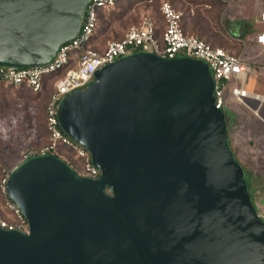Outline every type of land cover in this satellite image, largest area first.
<instances>
[{
	"label": "water",
	"instance_id": "95a60500",
	"mask_svg": "<svg viewBox=\"0 0 264 264\" xmlns=\"http://www.w3.org/2000/svg\"><path fill=\"white\" fill-rule=\"evenodd\" d=\"M90 1L0 0V66L48 64ZM213 91L203 60L135 51L63 96L58 126L99 175L53 153L14 165L7 196L28 232L0 227V264H264V222Z\"/></svg>",
	"mask_w": 264,
	"mask_h": 264
},
{
	"label": "built area",
	"instance_id": "2783aa9c",
	"mask_svg": "<svg viewBox=\"0 0 264 264\" xmlns=\"http://www.w3.org/2000/svg\"><path fill=\"white\" fill-rule=\"evenodd\" d=\"M117 0H91L87 6L85 18L78 35L62 44L53 59L45 65L29 67L0 66V84L19 86L25 84L32 91L42 88L43 77L63 69L70 64L65 73L54 82L45 107V122L49 133V143L39 150H27L18 161L22 162L34 155L52 153L59 144L71 147L75 157L83 162L85 176L97 177L99 169L90 159L88 151L64 134L58 126L57 107L61 98L73 90L84 89L93 79L94 73L102 66L117 58L135 51L153 52L167 58L187 56L203 60L210 68L214 80V105L224 109L226 91L237 102L243 104L244 98L252 97L264 101V96L245 90L244 82L251 72L248 64L221 47H212L197 36L185 35L180 26L182 11L176 10L168 2H162L159 12L163 17L161 32L162 45L155 38L156 23L152 16L142 13L137 24L131 25L121 39L108 40L101 51L88 46V42L96 26L99 9H110ZM264 24V13L261 15ZM255 41L264 47V30L255 36ZM10 170H3L0 180V193L4 198V206L8 212L6 217L0 214V227L6 230L28 232L25 217L19 208L7 196L6 181ZM264 222V214L258 211Z\"/></svg>",
	"mask_w": 264,
	"mask_h": 264
},
{
	"label": "rangeland",
	"instance_id": "374dc122",
	"mask_svg": "<svg viewBox=\"0 0 264 264\" xmlns=\"http://www.w3.org/2000/svg\"><path fill=\"white\" fill-rule=\"evenodd\" d=\"M137 1L139 2L138 7L134 8V12L130 11ZM137 1L125 0L118 6L119 8L105 14L98 29V37L101 42L119 38L128 26L138 20L142 13L150 14L158 20L160 16L157 7L161 2L166 1L182 11L193 8L194 12H197L206 8L213 15L220 13L219 30L212 29L211 32H215V38L210 43L241 55L246 59L245 62L250 66L251 71L254 65H258L257 60L260 58L261 63H264V52L253 45L250 31H246L243 35L240 33L242 31L240 23L254 21L255 18L261 19V15L264 13V0H219L221 3L214 8L210 7L212 3L210 0ZM117 11H120V14L113 13ZM254 24H256V28L261 27L256 21ZM260 52L261 55H258ZM246 78L247 89L253 90L259 87L255 84L256 77L253 78L252 74H248ZM261 81L264 83V79ZM245 101L250 107L255 108L252 102ZM42 103V99L35 98L23 88H9L5 84H0V175L3 170H10L13 167L12 162H17L19 154L27 149L34 140H39L41 136L45 139V134L43 136L41 132L33 130L25 122L26 112L23 110L29 108L30 112L38 116L39 120ZM225 106L231 114H235L228 124L230 145L251 183L250 190L254 205L264 214V127L259 126L258 118L256 120L253 113L246 108L241 109L238 113L239 107L229 94L225 96ZM38 120L35 119L34 122H38Z\"/></svg>",
	"mask_w": 264,
	"mask_h": 264
},
{
	"label": "trees",
	"instance_id": "16d2710c",
	"mask_svg": "<svg viewBox=\"0 0 264 264\" xmlns=\"http://www.w3.org/2000/svg\"><path fill=\"white\" fill-rule=\"evenodd\" d=\"M124 1L125 0H117L112 8H110V9L101 8L98 10L97 17H96V26L94 28L93 34L90 38V41L88 42V46H90L91 48L96 49L98 51H101V45H103L106 41L101 42V40L98 37V29H99L100 21L104 18L105 14L111 12L113 9H116ZM173 1H178V0H173ZM210 1L212 2L210 4V7L213 6V8L221 3L219 0H210ZM168 3H170V2H168ZM160 4L157 7V11H158L159 16H160L159 19L156 20L154 17L153 18H154L155 23H156L155 38L160 43V45H162L163 43L161 40V32L163 30L164 24H163V17L159 12ZM138 5H139V2L137 1L134 4V6L132 7V9H130V11L134 12L135 11L134 8L138 7ZM171 5L176 10H179L173 4H171ZM128 6H129V4H128ZM180 11H182V10H180ZM145 12H148V11H145ZM113 13H119L120 14V11L113 12ZM121 13H122V11H121ZM182 13H183V15H182V18L180 20V26H181L182 32L185 35L197 36L200 40H202L203 42H205L206 44H208L212 47H221V48L225 49L226 51L230 52L231 54H233L237 57H240L239 54H236V53L226 49L225 47L210 43V42H212L213 38H215V32H211L212 29L215 28V29L219 30V26H220L219 25L220 24L219 23V18H220L219 15H220V13H215V15H213L209 10H206V8L204 10H198L197 12H194L193 8H188V9H185L184 11H182ZM139 18H140V16H139ZM139 18L134 24L138 23ZM129 27L130 26H128L123 31V34L119 38L112 39V40L121 39L122 36L124 35L125 31ZM246 31L248 32V30H246L244 28L242 35L245 34ZM69 67H71L70 64L66 65L63 69H61L57 72H53V73L43 77L42 88H41V90H39L37 92L32 91V89L27 87L25 84H21L19 86H15L12 84L5 85L6 87H9V88H16V89L23 88L26 91L30 92L35 98L40 99V100L42 99V101H43L42 105L40 106L41 107V114L39 116V120H38V116L36 114H33L32 112H30L29 108H24L23 110L26 112L25 122L27 124H29V127L32 128L33 130L41 132V134H43V136L45 134V139H43V137L41 136V138L39 140H37V139L34 140V142L29 147H27V149H25L21 154H19L18 159H20V156L24 152H26L27 150H30V149L39 150L41 147L46 146L49 143V133L47 131L46 122H45V107L47 105V102L49 100L51 93L54 91L55 80H57L59 77H61ZM235 103H236V105L239 106L237 101H235ZM224 112L226 114V119H227V122L229 124L230 123L229 121L233 118V115L235 117V114H231L230 110L227 108V106H225V104H224ZM35 119H37L38 122H34ZM52 153L55 156H57L58 158H60L61 160H63L65 163H67L76 173H78L80 175H85V172L83 171V162L80 158L75 157V152L71 147L59 144L56 147V149L54 151H52ZM234 154H235V152H234ZM235 157L237 159L236 154H235ZM18 161L17 162L13 161L12 166L18 164ZM2 175H3V172L0 175V180L2 178ZM246 181L248 184V189L250 192L251 200L254 203L252 193L250 190V183H249V180L247 179V176H246ZM106 191L108 193L110 192V190H108V189H106ZM256 210L258 211L257 208H256ZM0 214L2 217H6L8 214V212L4 206V198H3V195L1 193H0Z\"/></svg>",
	"mask_w": 264,
	"mask_h": 264
},
{
	"label": "crops",
	"instance_id": "0c3cea01",
	"mask_svg": "<svg viewBox=\"0 0 264 264\" xmlns=\"http://www.w3.org/2000/svg\"><path fill=\"white\" fill-rule=\"evenodd\" d=\"M255 21L257 24L261 25V27L259 26L256 28V26H255L256 24H254ZM240 24L242 26V31L240 33L242 34L244 28L247 29L248 31H250V33L252 34L251 41H252L253 45L260 48L261 52H264V47L260 46L255 41V36L260 31L264 30V27H262V26H264V24L261 22V20H257L255 18L254 21H245V22H242ZM228 31H229V29H228ZM103 46L104 45H101V49L103 48ZM261 52L258 53V55H261ZM256 57H259V56H256ZM240 60H242L244 63H246L245 62L246 59L243 58L241 55H240ZM260 60H261V58L259 60H257L258 65H254L252 68V71L250 73H248V74H252L253 78L256 77V79H254V82L259 87H256V89H253V90L247 89V81H246L247 78H246L245 82H244V88L246 91H248L250 93L258 94L259 96H264V83H262V81H261L262 79H264V63L263 62L261 63ZM257 78H258V80H257ZM226 95H228V91H226ZM245 100H249L250 102H252V104L255 106V108L250 107V105ZM237 103L239 104L238 113L241 111V109L246 108L247 110H249L250 112L253 113V116L255 117L256 120L258 118V122L260 121L259 126L264 127V101L263 100L252 98V97H247V98H244L243 104H241L239 102H237ZM261 111H262V113H261ZM260 114H262V115H260ZM249 183H250V181H249ZM250 185H251V183H250Z\"/></svg>",
	"mask_w": 264,
	"mask_h": 264
}]
</instances>
